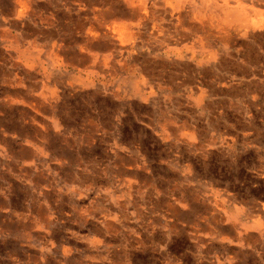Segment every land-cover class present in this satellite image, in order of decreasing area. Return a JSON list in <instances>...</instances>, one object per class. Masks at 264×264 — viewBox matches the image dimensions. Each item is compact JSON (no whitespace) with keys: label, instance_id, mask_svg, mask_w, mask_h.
Segmentation results:
<instances>
[{"label":"rangeland","instance_id":"obj_1","mask_svg":"<svg viewBox=\"0 0 264 264\" xmlns=\"http://www.w3.org/2000/svg\"><path fill=\"white\" fill-rule=\"evenodd\" d=\"M228 1L0 0V264H264V0Z\"/></svg>","mask_w":264,"mask_h":264},{"label":"bare ground","instance_id":"obj_2","mask_svg":"<svg viewBox=\"0 0 264 264\" xmlns=\"http://www.w3.org/2000/svg\"><path fill=\"white\" fill-rule=\"evenodd\" d=\"M228 1V0H227ZM236 1H238V0H236ZM241 1V0H240ZM239 1V2H240ZM224 2V1H223ZM229 2V1H228ZM246 2V1H245ZM231 3V2H230ZM247 3V2H246ZM244 4V3H243ZM251 4V3H250ZM264 4V3H263ZM224 5V4H223ZM241 5V4H240ZM246 5V4H245ZM238 6V5H237ZM223 7V6H222ZM244 7V6H243ZM242 8V7H241ZM259 9H261V8H259ZM264 9V8H263ZM231 10H233V9H231ZM246 10V9H245ZM230 11V10H229ZM249 11V10H248ZM254 12V11H253ZM259 12V11H258ZM243 14V13H242ZM248 14V13H247ZM252 15V14H251ZM249 16V15H248ZM250 17V16H249ZM245 18V17H244ZM246 21V20H245ZM247 22V21H246ZM246 25V24H245ZM250 26V25H249ZM123 30V29H122ZM121 30V31H122Z\"/></svg>","mask_w":264,"mask_h":264},{"label":"crops","instance_id":"obj_3","mask_svg":"<svg viewBox=\"0 0 264 264\" xmlns=\"http://www.w3.org/2000/svg\"><path fill=\"white\" fill-rule=\"evenodd\" d=\"M139 7V6H138ZM139 8H142V7H139ZM143 9V8H142ZM122 27L120 26V29H121Z\"/></svg>","mask_w":264,"mask_h":264}]
</instances>
